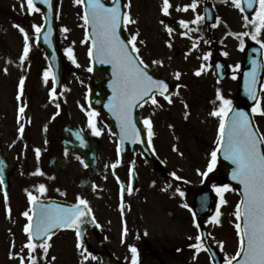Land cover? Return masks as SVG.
I'll use <instances>...</instances> for the list:
<instances>
[{
    "label": "flooded vegetation",
    "instance_id": "1",
    "mask_svg": "<svg viewBox=\"0 0 264 264\" xmlns=\"http://www.w3.org/2000/svg\"><path fill=\"white\" fill-rule=\"evenodd\" d=\"M170 10L173 16L182 14L179 5L176 7L172 4ZM181 20L179 17H168L164 20L165 26L175 25L170 34L176 30L184 32V27L179 23ZM0 69V98L10 93L14 106L10 112H6L1 107L0 100V137H3L4 130L2 121L11 122L8 137L13 142H19L24 131L29 129H38L43 133L41 135L37 131L42 136V146H10L8 142H5V147L0 146V155H4L16 169L6 191L0 183V264H21L20 257L25 258L24 264H30L27 260L29 249L25 247L28 237L24 232L28 220L23 215L25 211L31 214L29 192L40 196L44 204H58L63 207L77 204L78 197L83 198L88 202L90 214L96 222V225H91L88 215L80 225V237H77L74 228H59L54 229L46 241L35 238L36 248L32 255L37 259V264H131L132 246L138 251L139 264H213L208 250L197 253L190 245L197 243L195 238L198 235L202 237L200 227L196 226V217L194 220L192 215L196 207L195 198L202 191H214L212 185H218L216 176L209 175L203 183L189 187L184 178L176 180L171 175L173 172L165 167L166 177L157 182L153 165L145 161L138 150H135L131 160L124 161L118 158L117 144L110 146L105 162L104 148L98 141L100 166L95 170L86 168L83 165L84 156L64 143L71 139V130L74 127H79L87 137L95 140L104 135L105 131H110V122L103 112L96 113L100 115V119L95 120L96 127L101 129V134L97 136L89 125L76 121L69 109L66 108L63 114L54 113L50 99L52 80L51 77L47 83L44 80V72L49 70L47 67L40 68L37 72L38 80L42 79L49 91L42 103V96L37 91L39 82L25 78L23 74L28 72H22V67L3 66ZM21 78L24 79L22 94L19 86ZM63 91L70 95L65 86L62 93ZM150 104L151 102L146 103L139 108L138 113L142 119L152 116L153 108ZM22 106L25 109L23 114L19 112ZM58 115L62 117L60 121L57 119ZM38 120L41 123L33 125ZM21 127L24 129L22 134L19 131ZM114 140L116 142L115 137ZM37 148L40 149L39 158L35 152ZM54 158L65 161L66 167L51 171L49 164ZM104 163L108 167V173L102 171ZM131 164L135 165L136 183L131 192L126 187L121 196L117 182L121 180L126 184ZM98 172L103 173L100 179L109 185L110 194L97 193L99 189L95 174ZM18 175L22 178L16 180ZM82 179L95 182V190L83 191L80 187ZM41 184L46 188L43 194L39 192ZM177 188L184 196L176 191ZM185 203L192 211L183 207ZM202 224L207 233L206 242L217 251L222 264H225V243L235 242L236 234L229 236L225 233L227 228L213 223L212 217L203 218ZM41 243L50 245L47 253L39 247Z\"/></svg>",
    "mask_w": 264,
    "mask_h": 264
},
{
    "label": "rangeland",
    "instance_id": "2",
    "mask_svg": "<svg viewBox=\"0 0 264 264\" xmlns=\"http://www.w3.org/2000/svg\"><path fill=\"white\" fill-rule=\"evenodd\" d=\"M105 1L111 3L112 0ZM172 1L174 3L178 1L187 3V0ZM215 1L216 23L211 29L214 41H212V46H217L220 53H223L224 59L230 68H236L243 61L241 41H243V47L251 44L252 41L249 36L240 35L246 32L241 10L236 9V7L234 9L233 2L231 3L229 0ZM159 2L160 0H130L129 7V0H124L126 12L135 21V23L126 24L125 35L130 41L131 36L138 33L134 42L139 50L138 55L157 76L165 75L176 86L170 97L171 102L163 103L157 100L158 104H153L159 110L150 118L153 138L152 148L158 158L163 157V161L171 173H178L180 177L185 179L187 186L194 187L200 183L197 169H200V171L206 170L204 169L205 157L210 156L212 145L216 143L218 138L219 118L210 114L217 107L214 100L216 102L219 100L217 96L219 91L226 99L230 98L231 101H235L238 94V81L237 77L234 76L235 78H231L226 84L220 85L210 65V56L207 60L203 59L210 50V41H208L210 28L204 23V18L197 22L196 17L197 15L203 17L202 10L207 0H188L190 5L195 2L196 8L184 11L180 16H172L173 19L182 18L189 24L184 32L187 35L184 34L182 38L180 37L181 31L176 30L173 34H170L166 30L164 23H162L164 20ZM24 3L25 0H0V68L3 66H22V72H28L23 74L25 78L39 82L37 91L42 96V103V101H45L47 90L44 88L43 80H38L37 72L46 63L45 58L40 59L39 54L35 55L36 50L39 49L40 51L41 48L38 46L32 30L33 26L42 27V13L41 11L31 12L27 8V4ZM81 16V4H76L75 0H59L58 32L61 48L66 55V86L71 90L70 96L72 97L66 98L67 104H63L60 100L53 101L51 108L60 112V107L64 112L67 107L71 112L70 114H74L73 118L76 121L87 123L89 117L84 118L75 109L82 98L80 87L85 89V77H89L88 69L91 67L90 58L88 59L89 45L87 48L88 42L85 41ZM15 25L24 28L28 33L30 50L28 57L24 60L20 59L25 47L23 43L25 42L24 34ZM174 26L171 24L170 28ZM65 28L68 29L67 32L64 31ZM262 37L264 45V34ZM67 48L73 49L76 64L68 58L65 51ZM39 53L41 54V51ZM154 61H160V63H154ZM202 66L204 70L201 71L200 75H196V72ZM177 73H179L178 77ZM104 75V72L100 73L101 78ZM82 82H84V85ZM5 96L0 98L1 107L6 112H10L14 107L12 96H10V93ZM262 98L261 108L264 109V93ZM57 104L59 107H57ZM254 116L259 130L264 133L263 117L255 114ZM95 118L98 119L97 116L92 119ZM57 119L60 121L62 117L58 115ZM37 123L41 122L38 120L33 125ZM1 124H3L4 130L2 131L3 137H0V146L5 147V142H8L10 146L14 144L42 146L40 137L43 133L38 129L33 128L35 131L31 129L24 131L22 139H19V142H13L14 140L12 141L8 137L11 131V122L2 121ZM170 124L174 125L175 128ZM37 131L41 133L40 136ZM111 137V133L107 132L100 140V145L105 152V162H107L108 157L107 149L114 145V139ZM102 171L109 172L105 163ZM101 175H103L102 172L95 174L97 182H99L100 187L104 186V193H110L109 187L101 183ZM21 178L22 176L18 175L16 180ZM236 223L238 221L234 213L229 212L224 226L227 228L225 233L227 232L229 236L232 235L233 237L234 231H236ZM229 242L231 247L225 246L226 257L232 255L234 248H238L236 242Z\"/></svg>",
    "mask_w": 264,
    "mask_h": 264
},
{
    "label": "snow or ice",
    "instance_id": "3",
    "mask_svg": "<svg viewBox=\"0 0 264 264\" xmlns=\"http://www.w3.org/2000/svg\"><path fill=\"white\" fill-rule=\"evenodd\" d=\"M45 3H49L51 7V0H44ZM87 3V7L84 9L82 19L85 25H91L93 35L91 37V47L89 49V57H94L101 64H111L113 67V76L115 79L112 83L113 97L109 104V110L116 116L120 122L121 128V144L126 139H130L133 142L138 140L139 130L133 121L132 111L138 106H142L141 102H146L145 98L151 99V102L156 105L158 102L155 99V93L159 92L160 95H164L167 91L168 85L162 80H155L145 70L146 65L142 59L138 58L139 50L135 46L138 33L132 35L130 42L126 43L120 38L119 29L121 23L125 25L129 23H135L129 13L122 12L119 0H112V6H106L102 0H75L76 4ZM235 7L244 11L242 4L244 0H232ZM247 7L253 8L258 3L259 10L256 12L255 19L250 23L255 27V34H252V39L257 40V35L264 30V0H246ZM27 8L31 12H40L41 9L36 6L34 0H26ZM24 5L22 4V7ZM196 3L193 2L190 7L196 8ZM130 7V0H129ZM172 7L170 0H163L162 11L165 15H169V9ZM187 10V7L184 9ZM203 19V17L197 15L196 21ZM244 19L248 21V17ZM163 23V22H162ZM181 26L187 27L188 22L179 21ZM23 34L25 39V47L23 49V55L20 57L24 60L28 57L30 50L28 44V33L24 28L19 25H15ZM36 33L41 32L40 26H34ZM167 31L171 33L172 28L165 26ZM51 28L48 32L51 33ZM68 31L67 28L64 29ZM186 34V33H185ZM240 35H250V33H242ZM39 37H37L38 39ZM47 40V37H45ZM143 43V41H141ZM264 46V45H262ZM241 48H243V41H241ZM66 53L72 63L76 64L75 56L73 55V49L67 48ZM211 53L206 54L203 59L207 60ZM227 55V53H225ZM154 63H160V61H154ZM255 63V62H254ZM79 66V65H77ZM237 68L239 65L236 66ZM203 66L196 72V75H200L203 71ZM88 71H92L89 67ZM179 73H177V77ZM49 77L53 81L56 80V75L49 70L44 72V80L47 83ZM235 78V77H233ZM256 71L248 73V77L245 80V88L250 95L251 99L256 101L255 106L252 108L253 113H259L264 115V109L261 108L259 98L256 93ZM20 92L23 93L24 79L21 78L19 82ZM55 88L52 89L53 95H55ZM218 99L221 104L218 108L213 110L210 114L219 118L218 138L216 140V147L210 153V158L206 166V170H198L201 177L207 179L209 174L214 171L217 166L218 153L222 152L224 159L231 161L235 165L232 170L231 179L237 181L243 186L242 199L236 205L235 217L237 221L242 223H236L235 228L239 237L238 251L231 258L225 257V264H233L236 261L237 264H264V133H260L258 127H256L253 121L249 118V114L244 111H236L232 107V101L226 99L222 94L217 93ZM19 99V96L17 97ZM169 99V97H165ZM57 107L59 105L57 104ZM24 107H20L19 112L23 114ZM229 113H232L229 117ZM96 115L95 112H89V127L93 130V133L97 136L101 134V129L96 127L95 121L92 119ZM145 125L148 128L149 143H151L152 125L151 120L145 119ZM22 134L24 129H19ZM119 150V149H118ZM36 155L39 158L40 149H35ZM3 161H0L2 164ZM87 166V165H85ZM176 180H182L183 178L176 175L175 172L171 174ZM2 175H0V183H2ZM213 190L220 197L221 203H226L223 198V194L230 190L229 184L212 185ZM131 188L128 189L131 192ZM46 191L45 185H39V192L43 194ZM181 196L184 193L176 189ZM29 201L32 205L31 214L29 211H25L23 215L27 218L28 224L24 227V232L27 234L28 243L25 245L29 249L27 260L30 264H37V259L32 255L35 251L36 244L35 238H40L46 241L53 234L54 229L59 228H74L76 230L77 237H80V225L85 222V218L91 213V209L88 207V202L78 197V203L69 207H63L58 204H44L40 196L28 193ZM38 206V208H37ZM185 208H189V205L185 203ZM123 208V205H121ZM201 208H207V200L201 201ZM190 211L192 209L189 208ZM193 218L195 220L196 212L192 211ZM219 208L216 210V215L212 217V222L215 224L220 223ZM94 220V217H93ZM197 228L200 225L196 224ZM127 229H125V234ZM210 235V234H209ZM190 239H192L190 237ZM197 243L190 245L198 253L200 250L205 249V245L201 236H197ZM82 246V245H78ZM43 249L44 253H47L50 245L47 243H41L39 245ZM132 253L131 264H139L138 251L136 247L130 248ZM240 258V259H238ZM21 264H24V257H20ZM54 259V258H53Z\"/></svg>",
    "mask_w": 264,
    "mask_h": 264
},
{
    "label": "water",
    "instance_id": "4",
    "mask_svg": "<svg viewBox=\"0 0 264 264\" xmlns=\"http://www.w3.org/2000/svg\"><path fill=\"white\" fill-rule=\"evenodd\" d=\"M34 2L39 5L44 11H45V27L44 30L40 36V42L45 47L47 53H48V61L53 69V72L56 75V86L58 89L61 88L63 80L65 78V64L63 62L62 55L59 51L58 45H57V33H56V15H57V0H51V7L49 6V3H45L44 0H34ZM103 2V1H102ZM119 4L121 6V10L123 12V5L122 1L119 0ZM247 4L246 0H244V5ZM107 6V5H106ZM112 6V5H110ZM255 6V5H254ZM87 7V3H84V9ZM254 8V7H253ZM252 8V9H253ZM248 9V10H252ZM246 10V11H248ZM205 15L207 18V22L209 24H212L214 21V15L213 11L209 6L205 8ZM88 26V35L91 38L93 35L92 27L91 25ZM122 27L123 22L121 23V27L119 29L120 38L124 40L123 34H122ZM51 28V33L48 32V29ZM45 37H47V40H45ZM125 41V40H124ZM126 42V41H125ZM127 43V42H126ZM93 64H94V73L92 75V79L89 82V89L91 92L90 96V106L94 110L103 109L107 115L110 117L113 128L116 131L118 137H119V145L121 149V154H123L124 157H126L127 147L131 146L134 148L135 146H139L142 149V153L149 161H152L157 169L159 167V162L157 159L151 154L147 142L145 133L143 132L141 125L138 121V119L135 116V108L132 111V117L133 121L136 125V128L139 130V139L133 142L130 139L124 140V142L121 144V128H120V122L117 120L116 116L113 115V113L109 110V104L113 97V90H112V83L115 77L113 76V67L111 64H101L98 60H96L94 57H92ZM255 62V63H254ZM212 64L215 68L216 75L218 79L225 83L230 78V70L228 66L226 65L225 61L223 59H217L216 57L212 58ZM106 69L108 72V78L106 82L101 83L98 78L97 74L100 70ZM253 69L256 71V93L257 97H260L261 89L264 83V60H263V52L262 49L259 47H249L245 52V63L241 68L240 71V89H239V95L237 102L233 106V109L236 111H244L249 114V118L253 121V118L251 114L249 113L248 108L251 106H254L256 104V101L252 100L250 95L248 94L246 88H245V80L248 77V73L252 72ZM145 70L148 72L149 75L153 77L155 80H162L167 85V91L164 93L163 96H168L171 94V92L174 89V85L171 81H166L165 77L162 78H156L154 74L145 68ZM155 94H159V92H156ZM149 98H145V101ZM143 103V102H141ZM232 113H229V117H231ZM254 123V121H253ZM255 125V123H254ZM73 145L75 147H83L87 144L82 143L78 140V138L74 141ZM90 148H86L84 151L85 154H87L88 157V164H95V161L97 159V145L95 142H90L88 144ZM262 150H264V145L261 146ZM219 157V168L221 170V173L225 180L230 185L239 186V194L242 197L243 192V186L240 185L237 181H233L231 179V173L232 170L235 168V165L231 163V161L225 160L223 153H218ZM9 174V173H8ZM158 177V174H157ZM86 183V182H85ZM85 185V184H84ZM200 201V200H199ZM198 201V202H199ZM199 213V212H198ZM242 223V221H241ZM240 259V258H238ZM233 264H237L235 261Z\"/></svg>",
    "mask_w": 264,
    "mask_h": 264
}]
</instances>
